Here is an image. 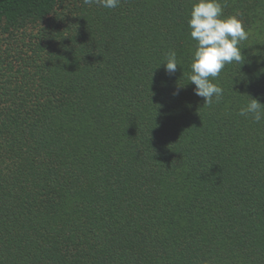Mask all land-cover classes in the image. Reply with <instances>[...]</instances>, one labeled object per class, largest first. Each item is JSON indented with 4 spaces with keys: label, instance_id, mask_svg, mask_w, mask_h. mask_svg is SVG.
Instances as JSON below:
<instances>
[{
    "label": "trees",
    "instance_id": "trees-1",
    "mask_svg": "<svg viewBox=\"0 0 264 264\" xmlns=\"http://www.w3.org/2000/svg\"><path fill=\"white\" fill-rule=\"evenodd\" d=\"M192 3L0 0V264H264V0L210 106Z\"/></svg>",
    "mask_w": 264,
    "mask_h": 264
},
{
    "label": "clouds",
    "instance_id": "clouds-1",
    "mask_svg": "<svg viewBox=\"0 0 264 264\" xmlns=\"http://www.w3.org/2000/svg\"><path fill=\"white\" fill-rule=\"evenodd\" d=\"M85 4L100 3L114 9L120 0H83ZM220 0H193L188 19L190 37L195 41L189 65L188 80L195 85L194 94L204 99V105H212L223 97V89L213 83L226 64L241 63L244 58L239 45L248 39V32L236 15L223 17ZM168 73H175L178 61L175 51H169L162 64ZM211 78V79H210ZM240 116L259 123L264 120V105L251 98L240 108Z\"/></svg>",
    "mask_w": 264,
    "mask_h": 264
}]
</instances>
